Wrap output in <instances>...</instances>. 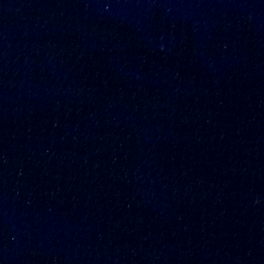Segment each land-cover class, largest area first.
<instances>
[{
    "label": "water",
    "instance_id": "obj_1",
    "mask_svg": "<svg viewBox=\"0 0 264 264\" xmlns=\"http://www.w3.org/2000/svg\"><path fill=\"white\" fill-rule=\"evenodd\" d=\"M0 264H264V0H0Z\"/></svg>",
    "mask_w": 264,
    "mask_h": 264
}]
</instances>
